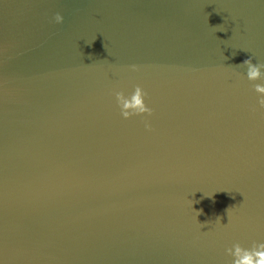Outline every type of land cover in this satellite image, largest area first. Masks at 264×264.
<instances>
[{"label":"water","instance_id":"water-1","mask_svg":"<svg viewBox=\"0 0 264 264\" xmlns=\"http://www.w3.org/2000/svg\"><path fill=\"white\" fill-rule=\"evenodd\" d=\"M250 56L264 0H0V262L231 264L264 241ZM137 85L151 115L125 119Z\"/></svg>","mask_w":264,"mask_h":264},{"label":"clouds","instance_id":"clouds-1","mask_svg":"<svg viewBox=\"0 0 264 264\" xmlns=\"http://www.w3.org/2000/svg\"><path fill=\"white\" fill-rule=\"evenodd\" d=\"M62 21L63 17L57 13L55 22L61 23ZM239 65L246 66L247 71L244 76L248 81L264 80V73L260 71L261 68H264V64L259 62L253 64L251 56ZM131 67L133 70L136 68L135 65ZM253 90L258 94L257 103L261 108H264V83L254 84ZM145 96L146 93L139 85L134 87L130 96H125L122 92H116L115 98L121 116L127 119L134 115H151V109L144 102ZM145 128H150V125L145 123ZM226 252L232 257L231 264H264V241L253 242L251 247H242L239 243H235L231 248L226 249Z\"/></svg>","mask_w":264,"mask_h":264}]
</instances>
